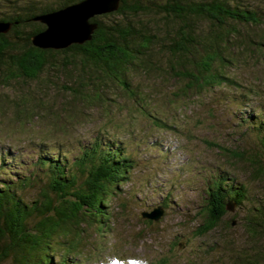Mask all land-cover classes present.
Returning <instances> with one entry per match:
<instances>
[{
	"label": "rangeland",
	"instance_id": "rangeland-1",
	"mask_svg": "<svg viewBox=\"0 0 264 264\" xmlns=\"http://www.w3.org/2000/svg\"><path fill=\"white\" fill-rule=\"evenodd\" d=\"M166 16H130V23L150 26L157 20L164 34L178 24ZM236 27L241 39L230 43L236 59L224 70L239 83L234 86L185 93L186 82L174 75L180 66L171 70L176 57L162 45L136 61H150L148 70H129L134 97L105 81L98 89L85 86L90 98L79 100L62 89L71 70L60 73V67H44L33 81L0 85V99L8 98L0 106V183L36 173L17 191L24 202L44 187L43 173L34 168L38 156L57 152L70 161L100 137L133 160L128 179L108 200V226L86 229L79 254L68 256L66 264H264V218H255L252 210L264 201V178L253 174L250 163L253 156L264 163V141L245 129L264 119V47L251 50L244 43L264 42V26ZM21 97L26 99L21 107L34 113L18 119L13 103ZM214 176L241 184L246 200L213 229L194 236ZM157 204L163 206L160 219L144 223L139 212Z\"/></svg>",
	"mask_w": 264,
	"mask_h": 264
},
{
	"label": "trees",
	"instance_id": "trees-1",
	"mask_svg": "<svg viewBox=\"0 0 264 264\" xmlns=\"http://www.w3.org/2000/svg\"><path fill=\"white\" fill-rule=\"evenodd\" d=\"M76 1L0 0V21L10 23L8 31L0 33L1 86L8 85L10 79L33 81L44 67H60V73L65 68L71 70L67 74L69 83L64 82L62 89L79 100L90 98L83 91L85 86L98 89L105 81L116 83L129 97H134L128 89V72L137 68L148 70L150 61H136L159 49V45L176 57L171 70L180 66L174 75L186 82L185 93L234 86L239 83L224 70L236 59V48L230 45L241 39L236 25L264 26V4L255 0H120L115 11L91 19L96 28L84 43L63 49L34 47L30 36L44 25L31 18ZM145 14L167 15L166 19L170 17L178 24L162 34L157 20L150 26L130 23V16ZM244 43L248 47L251 43V50L264 47L262 41L247 39ZM94 95L97 99V93ZM7 100L0 99V106ZM25 100L21 97L18 104L13 103L18 119L24 113H34L21 107ZM247 128L264 141V119L250 121ZM66 160L64 154L59 158L57 152L36 157L34 168L43 173L45 181L38 196L29 202H24L17 191L36 173L17 182L0 183V264H66L68 256L79 254L86 229L100 232L108 226V200L117 186L128 179L132 158L112 141L93 137L77 157ZM250 163L254 165L253 174L264 178V163L254 156ZM211 182L206 191L203 220L193 230L194 236L204 235L226 211H233V207L226 208L228 202L240 205L246 200L243 186L234 185L230 178L214 176ZM252 210L257 213L255 218H264V201L259 200ZM55 255L56 260L52 261Z\"/></svg>",
	"mask_w": 264,
	"mask_h": 264
},
{
	"label": "water",
	"instance_id": "water-1",
	"mask_svg": "<svg viewBox=\"0 0 264 264\" xmlns=\"http://www.w3.org/2000/svg\"><path fill=\"white\" fill-rule=\"evenodd\" d=\"M120 0H78L61 8L37 14L31 18L44 25L39 32L30 36L34 47L41 49H63L70 44H82L91 38L96 23L91 21L94 16L115 11ZM10 23L0 21V33H5ZM227 209L231 210L234 203L228 202ZM163 214L160 204L149 210H142L139 216L142 219L158 221ZM233 221L231 222V224ZM182 247V243L178 242Z\"/></svg>",
	"mask_w": 264,
	"mask_h": 264
}]
</instances>
